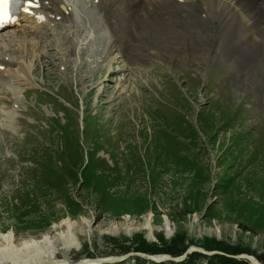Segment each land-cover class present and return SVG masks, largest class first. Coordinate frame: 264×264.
Listing matches in <instances>:
<instances>
[{"label": "rangeland", "instance_id": "374dc122", "mask_svg": "<svg viewBox=\"0 0 264 264\" xmlns=\"http://www.w3.org/2000/svg\"><path fill=\"white\" fill-rule=\"evenodd\" d=\"M57 21L0 26V56L12 60L0 72L15 84H0V231L20 242L53 234L69 216L81 247L57 256L71 263L169 261L125 256L137 234L159 247L160 234L168 243L182 233L188 248L214 237L264 253L263 54L255 66L220 60L211 26L206 48L187 38L195 52L168 63L159 51L107 49L108 31L78 40L76 50L71 35L84 31L83 21ZM149 214L155 239L143 230L103 232Z\"/></svg>", "mask_w": 264, "mask_h": 264}, {"label": "bare ground", "instance_id": "6f19581e", "mask_svg": "<svg viewBox=\"0 0 264 264\" xmlns=\"http://www.w3.org/2000/svg\"><path fill=\"white\" fill-rule=\"evenodd\" d=\"M12 1L17 2L14 10L6 17L0 13L2 26L10 27L22 21L34 23L36 27L43 21L59 25L57 20L79 24L82 20L84 31L71 35L76 50H81L84 45L78 40L97 38L108 31L107 49L115 46L124 54L159 51L166 63L170 58L176 59L179 52H195L190 49L187 38H197L200 50L206 48L211 26V36L218 43L216 50L220 60L229 57L241 66H255L254 58L263 54L257 64V75L264 74V0H9V5ZM92 12L101 18L98 25L87 15ZM215 27L220 34L215 32ZM9 40H13V36ZM0 41L6 44L1 33ZM89 47L91 50L98 49L93 45ZM11 64L9 57L0 56V69H9ZM230 64L227 66L230 67ZM17 69L25 72L24 67ZM3 82H10L12 87L15 85L0 72V84ZM129 219L103 232L117 234L124 231L130 236L134 231L143 230L146 238L155 239L156 228L151 214L141 222H129ZM75 228L73 219L68 216L51 228L53 234L47 231L38 238L24 237L20 242H16L13 230L0 231V264H76L65 256H57L58 253L65 255L80 249ZM163 230L167 237L173 233L166 215L163 216ZM83 231L89 233L90 230L85 228ZM215 232L220 233L218 227ZM111 257L82 260L79 264L107 263L114 261ZM153 258L160 259V256Z\"/></svg>", "mask_w": 264, "mask_h": 264}, {"label": "trees", "instance_id": "16d2710c", "mask_svg": "<svg viewBox=\"0 0 264 264\" xmlns=\"http://www.w3.org/2000/svg\"><path fill=\"white\" fill-rule=\"evenodd\" d=\"M83 165V164H82ZM82 165L79 167L81 168ZM60 185H63V181ZM136 236V237H135ZM134 238H132V243L136 242L135 246H133L132 250L141 251L146 253H169L173 256L181 255L188 247L184 243L186 239L185 235L182 233H175L171 240L167 243L163 236L160 234L157 238L159 242H161L162 246H157L154 242H146L144 238L140 237L141 235L137 234ZM193 244V243H192ZM132 246L130 245H122L120 246L121 251H128ZM201 247L206 250H221L226 253L238 254V253H250L254 255L260 262L264 263V253L258 255L254 250L245 249L244 247H239L237 245H231L223 242L222 240H218L214 237H203V241L201 243ZM200 257H204L206 264H250L249 262L242 259H235L232 257H227L220 254L214 255H204L197 251H193L188 253L187 256L181 261H166L161 262L160 264H199L197 260ZM137 258H140L137 256ZM158 264V263H157Z\"/></svg>", "mask_w": 264, "mask_h": 264}, {"label": "water", "instance_id": "95a60500", "mask_svg": "<svg viewBox=\"0 0 264 264\" xmlns=\"http://www.w3.org/2000/svg\"><path fill=\"white\" fill-rule=\"evenodd\" d=\"M192 251H197L200 252L204 255H212V254H222L228 257H232V258H236V259H244L247 260L250 264H264L262 262H260L259 260H257L253 255H250L248 253H239V254H227V253H223L221 251H217V250H211V251H207L203 248H196V247H189L183 254L179 255V256H171L169 254H161V253H157V254H148V253H143V252H136V251H131L129 253H127L125 256L134 254L140 257H143L145 259L151 260V261H159V260H175V261H181L183 260L186 255L189 252ZM154 256H160V259H155L153 258ZM113 257V256H112ZM112 259H117V257L112 258ZM99 260V259H97ZM80 262H77L76 264H79Z\"/></svg>", "mask_w": 264, "mask_h": 264}, {"label": "snow or ice", "instance_id": "6c2138e0", "mask_svg": "<svg viewBox=\"0 0 264 264\" xmlns=\"http://www.w3.org/2000/svg\"><path fill=\"white\" fill-rule=\"evenodd\" d=\"M8 6H9V0H2V2H0V9H2L4 17H6L8 14ZM25 11H27V9H25Z\"/></svg>", "mask_w": 264, "mask_h": 264}]
</instances>
